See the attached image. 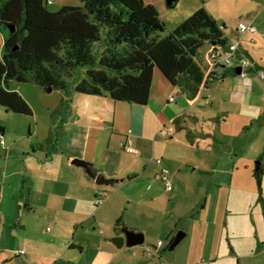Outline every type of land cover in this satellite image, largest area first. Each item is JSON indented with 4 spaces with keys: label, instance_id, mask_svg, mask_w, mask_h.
<instances>
[{
    "label": "rangeland",
    "instance_id": "374dc122",
    "mask_svg": "<svg viewBox=\"0 0 264 264\" xmlns=\"http://www.w3.org/2000/svg\"><path fill=\"white\" fill-rule=\"evenodd\" d=\"M154 2L167 26L166 31L161 32L163 35L169 34L201 7L226 27L229 41L238 39L240 22H253L258 32L252 34L256 39L254 43L248 37L251 34L244 38L243 52L233 67L218 66L217 71L213 70L209 59L213 45L206 43L199 50L196 61L206 77L213 71L218 74V79L210 81L207 88L212 104H206L199 96V102L192 101L191 111L179 102L165 106L159 114L163 123L154 120L148 129L150 142L146 161L149 160L150 166L146 171V193H132L138 199L129 203L125 198L126 189L119 194L115 190L108 191L104 199L110 201L108 205L113 204L119 213L124 211L130 224L146 229V243L127 248L126 253L136 251V258H142L138 264H264V173L261 183L255 175L258 162L264 167V80L251 72L247 79L250 90H243L246 80L241 78L240 81L235 77L238 74H232L233 68L244 59L243 54L257 68L264 69V0H178L174 7H170L167 0ZM71 3L82 5L81 0ZM49 8L57 11L62 7L51 4ZM87 69V66L77 68L69 78V86L85 78ZM224 70H230L226 77ZM10 84L13 88L19 87L33 109V114L27 115L9 112L0 106V140L6 143L7 149L18 150V154L11 156L14 163L20 157L30 158L23 154V148L32 153L31 142L51 139L61 142L68 129L63 119L66 113L58 107L62 91H45L31 82L13 80ZM57 107L61 115L54 112ZM181 113L180 123L174 121ZM211 117L218 120L209 119ZM183 121L186 125L180 127ZM219 124L223 125L222 129L217 126ZM1 128H4L3 133ZM161 128L162 131L170 128L173 135H162ZM122 143L126 141L113 144L108 156H113L114 160L110 159L107 167L103 160L107 176L125 170L126 156L130 159L137 153L123 150ZM6 151L0 148L1 165ZM236 152L258 156L253 159L250 170L232 176L217 169L227 164L232 167ZM144 167H141L142 172ZM4 170L5 165H2L0 173ZM162 171L169 172L172 190H167L159 177ZM218 184L223 185L219 188ZM99 200L101 197L97 203L101 202ZM171 231L174 234L182 232L185 236L174 249L164 250L169 245ZM159 240L165 243L162 250L158 248ZM93 255L95 250L89 249L84 256L85 262L88 263ZM131 259L126 260L124 256L115 264H137L134 263L137 259L133 263Z\"/></svg>",
    "mask_w": 264,
    "mask_h": 264
},
{
    "label": "crops",
    "instance_id": "0c3cea01",
    "mask_svg": "<svg viewBox=\"0 0 264 264\" xmlns=\"http://www.w3.org/2000/svg\"><path fill=\"white\" fill-rule=\"evenodd\" d=\"M71 1L53 0L50 5L63 7L73 4ZM146 2L156 6L154 0ZM233 69L232 74L236 75V67ZM203 72L205 79L201 84L190 83L182 90L173 85L160 70H156L147 105L116 101L108 95L78 93L74 88L76 83L67 90H60L63 98L58 107L61 106L63 114L66 113L63 119L68 129L64 140H48L52 142L51 145L48 141L31 142L29 148L33 150L32 153L27 152L28 148H23V154H28L30 158L20 157L14 163L11 162V156L13 153L18 154V150L0 147L7 150L2 163L5 170L0 173V264H115L124 256L126 260L132 258V263L137 259L134 263L138 264L142 258H136L137 252L131 251L128 255L126 252L130 247L126 244L118 247L115 238L124 236L123 229L128 227L143 232L146 243V229L130 224L124 211L119 213L113 204L108 205L110 201L97 203L98 198L109 190L119 194L126 189L125 198L131 203L138 199L132 193H146V171L150 166L149 160L146 161L150 142L148 129L154 120L163 123L159 114L165 106L173 103L169 101L173 95H177L174 103H181L189 111L193 108L192 101L199 102L200 97L206 104H212L211 94L207 92L210 82L205 85L209 74L206 77ZM229 73L230 70H224V74ZM235 77L243 80L239 75ZM242 88L250 90L247 79ZM11 89L20 92L19 87L13 88L12 84ZM154 96H158V99ZM58 107L54 112L61 115ZM152 113L156 115L152 116ZM181 115H177L174 121L180 123ZM209 119L218 120L217 117ZM185 125L183 121L180 127ZM217 126L219 129L223 127L222 124ZM162 129L160 132L165 135ZM108 131H112L111 134ZM128 140L132 141L137 153L130 159L126 156L125 170L107 176L104 169L110 159L114 160L113 156H108L113 144L119 145L121 141ZM255 157L253 153L241 155L236 152L232 167L227 164L225 168L217 169L235 176L250 170ZM76 159L88 162L95 168L96 174L93 175L87 166L73 164ZM103 160H106L105 166ZM2 165L0 163V170ZM197 169L200 167L197 166ZM99 175L117 182L99 184ZM220 185L223 184H218L219 188ZM118 220L120 224H117ZM172 231L168 234L169 241L175 235ZM164 247L163 241L161 250ZM89 249L95 250V255L86 263L84 256Z\"/></svg>",
    "mask_w": 264,
    "mask_h": 264
},
{
    "label": "trees",
    "instance_id": "16d2710c",
    "mask_svg": "<svg viewBox=\"0 0 264 264\" xmlns=\"http://www.w3.org/2000/svg\"><path fill=\"white\" fill-rule=\"evenodd\" d=\"M81 2L53 11L49 0H0V106L32 115V107L11 89L10 81L67 90L69 78L81 66L88 69L75 84L76 92L147 105L156 70L182 90L201 84L205 76L196 61L199 50L206 43L214 49L229 42L226 27L204 7L163 35L166 23L157 6L146 0ZM217 79L211 73L205 85ZM87 169L96 174L94 167ZM255 173L261 183L262 162Z\"/></svg>",
    "mask_w": 264,
    "mask_h": 264
},
{
    "label": "built area",
    "instance_id": "2783aa9c",
    "mask_svg": "<svg viewBox=\"0 0 264 264\" xmlns=\"http://www.w3.org/2000/svg\"><path fill=\"white\" fill-rule=\"evenodd\" d=\"M49 3H53V0H49ZM237 32H238L239 37L236 41H229L225 46H217L216 48L212 49V51L210 52L209 59L211 61L213 70L215 69V67L219 65L233 67L237 63L236 62L237 58L243 52L241 50V46H242L244 37L248 33L255 34L256 32H258V28L253 22H250V23L240 22L237 28ZM250 41L254 43L256 41L255 37H251ZM243 55H244V59H242L241 62L237 65V67H242V71L238 75L242 79L246 80L248 79L251 72H256L259 78L264 80V69L257 68L251 59L246 57L245 54ZM211 73H214V71ZM176 98H177V95H173L170 97L169 101L174 102ZM165 135L166 136L172 135V131L170 128H167L165 130ZM121 145L126 150L137 152V150L134 149L132 145V141L130 140L126 141V143H122ZM5 146H6V143L3 140H0V147L4 148ZM160 177L162 181L165 183L166 189L172 190L173 184L169 177V172L162 171ZM104 196H107L106 192L102 194L101 200L99 201H102V197ZM162 245H163V241L160 240L158 243L159 250L161 249Z\"/></svg>",
    "mask_w": 264,
    "mask_h": 264
},
{
    "label": "water",
    "instance_id": "95a60500",
    "mask_svg": "<svg viewBox=\"0 0 264 264\" xmlns=\"http://www.w3.org/2000/svg\"><path fill=\"white\" fill-rule=\"evenodd\" d=\"M178 0H167V4L170 7H174L176 5ZM242 71V67H236V73L239 74ZM52 89H49L51 91ZM73 164L78 166H88V162L76 159L73 161ZM258 167V166H257ZM97 183L99 184H106L107 180L102 176L99 175L97 178ZM124 236H117L115 238V243L118 247H122L124 244H126L128 247H134L138 245H143L145 243V234L143 232H137L134 229H130L128 227L124 228ZM185 234L182 232H179L174 241L169 246V249H174L184 238Z\"/></svg>",
    "mask_w": 264,
    "mask_h": 264
},
{
    "label": "flooded vegetation",
    "instance_id": "af4514ba",
    "mask_svg": "<svg viewBox=\"0 0 264 264\" xmlns=\"http://www.w3.org/2000/svg\"><path fill=\"white\" fill-rule=\"evenodd\" d=\"M176 235H177V233H176L175 235H173V237H172V238H173V241H174V239H175ZM173 241H172V242H173Z\"/></svg>",
    "mask_w": 264,
    "mask_h": 264
}]
</instances>
